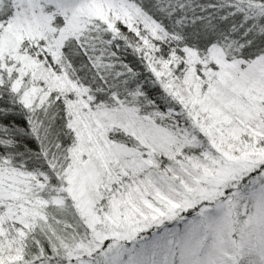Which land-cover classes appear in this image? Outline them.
Wrapping results in <instances>:
<instances>
[{"label":"snow or ice","instance_id":"6c2138e0","mask_svg":"<svg viewBox=\"0 0 264 264\" xmlns=\"http://www.w3.org/2000/svg\"><path fill=\"white\" fill-rule=\"evenodd\" d=\"M0 264H264V0H0Z\"/></svg>","mask_w":264,"mask_h":264}]
</instances>
